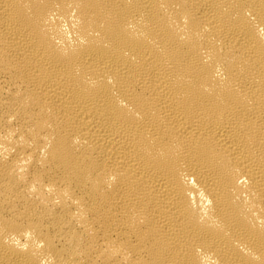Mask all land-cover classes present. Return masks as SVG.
Here are the masks:
<instances>
[{
  "label": "bare ground",
  "instance_id": "1",
  "mask_svg": "<svg viewBox=\"0 0 264 264\" xmlns=\"http://www.w3.org/2000/svg\"><path fill=\"white\" fill-rule=\"evenodd\" d=\"M0 264H264V0H0Z\"/></svg>",
  "mask_w": 264,
  "mask_h": 264
}]
</instances>
